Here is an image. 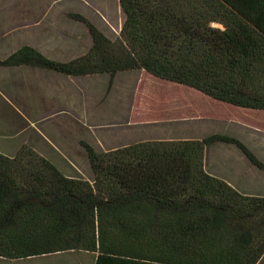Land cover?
Returning a JSON list of instances; mask_svg holds the SVG:
<instances>
[{"label": "trees", "instance_id": "16d2710c", "mask_svg": "<svg viewBox=\"0 0 264 264\" xmlns=\"http://www.w3.org/2000/svg\"><path fill=\"white\" fill-rule=\"evenodd\" d=\"M112 42L80 14L90 52L67 63L23 46L1 67L80 77L141 69L212 100L264 111V0H117ZM213 24H220L221 28ZM234 138L144 142L110 152L79 145L92 183L63 175L28 148L0 154V258L64 252L93 264H260L264 197L240 194L204 170L207 147Z\"/></svg>", "mask_w": 264, "mask_h": 264}, {"label": "rangeland", "instance_id": "374dc122", "mask_svg": "<svg viewBox=\"0 0 264 264\" xmlns=\"http://www.w3.org/2000/svg\"><path fill=\"white\" fill-rule=\"evenodd\" d=\"M70 14L83 16L110 41L119 39L124 17L117 0H56L53 2L43 0L41 3L35 0H27V3L21 0H9V2L5 0L0 2V61L23 46H29L46 58L62 63L88 54L92 47L91 36L85 24L71 18ZM213 26L221 28L220 24H213ZM43 72L47 71L26 66H0V149L3 151L0 154L13 157L20 148L31 149L38 155L40 151L47 157L45 159H48L63 175L80 177L92 183L93 174L86 154L79 145L82 138L76 137L73 143V134H68L69 130L60 128L63 136L54 137V139L60 141L61 153L55 152L42 144L41 136H38L39 131L35 128L45 126L47 130L41 128L40 130L44 131L47 137H52L50 133L54 131L60 133L57 128H54L52 124L54 121H48L41 126L33 122L31 127L26 128L25 122L20 120V107L23 111L28 110V116L33 119L37 117L40 108L53 103L57 86L55 78L58 75L44 77ZM192 92L198 98L196 101L198 107L203 110L199 116L203 125L202 138L220 132L232 138L242 137L243 130L238 129V125L234 122L247 119L250 121L251 128L258 130L264 140V112H253L250 117L247 115L245 117L242 113L231 111L228 118L219 119L215 114V107L219 104L195 91ZM189 116L192 115L189 114ZM61 120L67 123V120ZM241 126L245 125L241 124ZM14 146L17 151L11 152ZM218 147L220 144H214L205 149L203 160L206 167L204 166V169L209 174L215 175V157L218 155L215 154V148ZM97 152L100 153L99 150ZM227 167L228 164L225 162L224 168L219 173L229 175ZM233 168L234 166L230 169L232 173L238 172ZM244 181L246 182L243 184L235 185L240 194L264 197V172L252 168L251 177ZM46 258H51L49 264L51 262L93 264L94 262V255L82 251L64 252ZM20 260H15L16 263L12 262L14 264L40 263V261L26 263ZM260 264H264V261Z\"/></svg>", "mask_w": 264, "mask_h": 264}, {"label": "crops", "instance_id": "0c3cea01", "mask_svg": "<svg viewBox=\"0 0 264 264\" xmlns=\"http://www.w3.org/2000/svg\"><path fill=\"white\" fill-rule=\"evenodd\" d=\"M4 1L0 0V2ZM35 1L43 2V0ZM21 2L27 3V0H21ZM43 73L44 77H53L52 74L58 75L55 78L57 86L53 103L40 108L37 117L33 119L28 116V110L23 111L20 107L19 116L20 120L25 122L26 128L31 127L33 122L41 126L48 121H54L52 124L60 133L54 131L50 133L52 137H47L48 135L40 130V128L47 130L45 126L35 128L39 131L38 136H41L42 144L55 152L61 153L60 141L54 139V137L63 136L60 128L69 130L68 134H73V143L75 138L79 137L82 138L80 142H85L96 152L99 150L103 153L144 142L200 141L203 139V125L199 119L203 110L197 105L198 98L192 92L193 89L160 80L141 69L118 72L112 77L106 74L72 77L53 72ZM215 102L219 104L215 107V114L219 119L228 118L231 111L242 113L245 117L246 115L250 117L253 112H264ZM61 119L67 120V123ZM234 123L238 125V129L243 130L242 137L234 139L264 164V140L261 133L253 130L247 119ZM241 124L245 126L242 127ZM215 135L225 136V133L220 132ZM217 144H220V147L215 148V154H218L215 157V175L211 173L210 175L240 192L235 185L246 182L244 180L251 177V169L255 167L234 145L215 143ZM14 148L15 146L10 151H17ZM0 152H3L2 149ZM38 153L47 158L43 152ZM225 162L228 164L229 175L219 173L224 168ZM233 166L234 171L238 170V172L230 171ZM50 256L26 258L21 259L20 262L40 261L39 264H49L51 258L46 257ZM15 260L0 258V264H14L12 261ZM51 264L55 263L51 262Z\"/></svg>", "mask_w": 264, "mask_h": 264}]
</instances>
